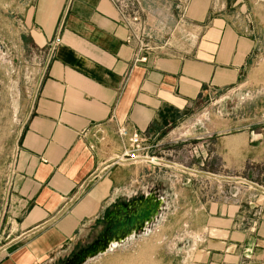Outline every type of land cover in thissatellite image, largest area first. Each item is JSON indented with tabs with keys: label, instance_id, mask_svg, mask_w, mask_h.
<instances>
[{
	"label": "crops",
	"instance_id": "0c3cea01",
	"mask_svg": "<svg viewBox=\"0 0 264 264\" xmlns=\"http://www.w3.org/2000/svg\"><path fill=\"white\" fill-rule=\"evenodd\" d=\"M1 6L9 18L3 57L24 65L13 72L19 82L35 79V85L25 94L29 102L1 204L0 264L65 260L104 232V217L115 205L150 192L163 200L161 217L168 197L150 182L168 167L116 162L126 145L118 131L141 133L151 153L166 159V149L182 140L171 136L185 123L180 115L204 93L236 85L264 54V0H1ZM119 8L139 11L146 41L155 47L146 63H133L136 44ZM19 86L13 88L16 105ZM257 140L264 144L263 136ZM236 143L247 157L251 138L241 134ZM213 146L210 155H218ZM227 149L235 151L233 144ZM249 188L240 218L254 227L249 249L238 258L263 264L264 187ZM215 190L210 183L199 206L211 230L237 216ZM212 239L196 250V264L235 261V241Z\"/></svg>",
	"mask_w": 264,
	"mask_h": 264
},
{
	"label": "rangeland",
	"instance_id": "374dc122",
	"mask_svg": "<svg viewBox=\"0 0 264 264\" xmlns=\"http://www.w3.org/2000/svg\"><path fill=\"white\" fill-rule=\"evenodd\" d=\"M3 10L0 0V212L15 141L29 102L25 94L28 95L35 85V79L19 82L13 72L20 67L24 70V65L6 63L3 57L5 53L1 47L7 41L9 23L7 12ZM13 51L12 55H16V49ZM28 67L29 71L35 68L34 64ZM15 84H20L23 92L18 105L13 96ZM184 115L183 127L171 134L182 140L166 149L170 151L164 159L168 168L150 182L159 191L166 192L168 208L124 248L115 246L108 254L84 264H196L201 257L200 253L195 254L196 250L206 248L207 240L212 238L219 243L224 242L223 239L237 243L233 252L236 258L230 264H250L248 258L238 257L249 249L250 229L254 225L242 222L240 213L245 210L243 201L249 194V187H264V144L257 140L258 135L264 137V54L247 67L236 85L220 92L204 93L193 108L180 117ZM241 134L251 138L247 157L242 154V146L236 143V137ZM232 144L233 153L227 149ZM213 145L218 155H210L215 148ZM205 154L207 157L203 160ZM201 172L215 175L210 177ZM210 183L212 193L216 187L219 203L230 202L237 211L232 222L219 220L215 224L217 230H211L203 222L199 210L206 201ZM219 243L212 247L220 246ZM67 259L56 264H65ZM252 264L261 262L253 260Z\"/></svg>",
	"mask_w": 264,
	"mask_h": 264
},
{
	"label": "water",
	"instance_id": "95a60500",
	"mask_svg": "<svg viewBox=\"0 0 264 264\" xmlns=\"http://www.w3.org/2000/svg\"><path fill=\"white\" fill-rule=\"evenodd\" d=\"M163 200L155 192L130 202H120L104 217V232L87 247L78 250L65 264H84L105 254L113 243H122L130 236L144 232L155 221Z\"/></svg>",
	"mask_w": 264,
	"mask_h": 264
},
{
	"label": "built area",
	"instance_id": "2783aa9c",
	"mask_svg": "<svg viewBox=\"0 0 264 264\" xmlns=\"http://www.w3.org/2000/svg\"><path fill=\"white\" fill-rule=\"evenodd\" d=\"M117 11L119 21L127 26L130 31L129 40H133L136 44L133 63H146L148 55L155 47L149 45L146 41L147 31L141 22L139 11L134 10L131 13H126L120 8ZM55 43H59V40H56ZM118 134L122 139H126V145L121 155L117 157L116 162L137 163L152 168L165 165L164 159L151 153L153 147L148 144L141 133L121 128Z\"/></svg>",
	"mask_w": 264,
	"mask_h": 264
},
{
	"label": "bare ground",
	"instance_id": "6f19581e",
	"mask_svg": "<svg viewBox=\"0 0 264 264\" xmlns=\"http://www.w3.org/2000/svg\"><path fill=\"white\" fill-rule=\"evenodd\" d=\"M115 246L117 247V244H116V243H113V244H112V247H115ZM118 246H119V245H118Z\"/></svg>",
	"mask_w": 264,
	"mask_h": 264
}]
</instances>
